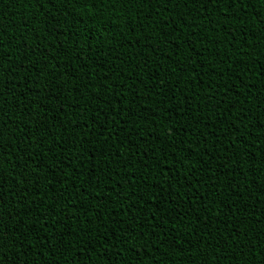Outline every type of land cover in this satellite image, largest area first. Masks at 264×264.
Listing matches in <instances>:
<instances>
[{"label":"trees","instance_id":"obj_1","mask_svg":"<svg viewBox=\"0 0 264 264\" xmlns=\"http://www.w3.org/2000/svg\"><path fill=\"white\" fill-rule=\"evenodd\" d=\"M0 264H264V0H0Z\"/></svg>","mask_w":264,"mask_h":264}]
</instances>
